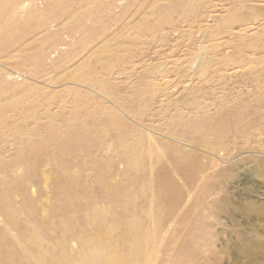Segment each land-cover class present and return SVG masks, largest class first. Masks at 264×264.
Instances as JSON below:
<instances>
[{"label":"rangeland","instance_id":"374dc122","mask_svg":"<svg viewBox=\"0 0 264 264\" xmlns=\"http://www.w3.org/2000/svg\"><path fill=\"white\" fill-rule=\"evenodd\" d=\"M28 1L0 0V264H264V0Z\"/></svg>","mask_w":264,"mask_h":264},{"label":"bare ground","instance_id":"6f19581e","mask_svg":"<svg viewBox=\"0 0 264 264\" xmlns=\"http://www.w3.org/2000/svg\"><path fill=\"white\" fill-rule=\"evenodd\" d=\"M9 2L14 3L15 5L17 4L18 6H20L21 10H26L28 8V6L30 7L31 1H28L26 3L27 0H8ZM135 246V245H134ZM137 246V245H136ZM130 254V253H129ZM134 255V254H133ZM183 262V261H182Z\"/></svg>","mask_w":264,"mask_h":264}]
</instances>
